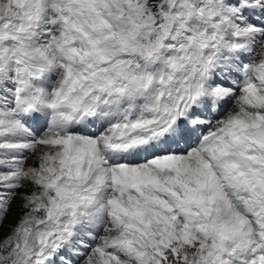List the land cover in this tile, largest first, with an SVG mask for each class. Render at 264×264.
Returning a JSON list of instances; mask_svg holds the SVG:
<instances>
[{"label": "snow or ice", "instance_id": "6c2138e0", "mask_svg": "<svg viewBox=\"0 0 264 264\" xmlns=\"http://www.w3.org/2000/svg\"><path fill=\"white\" fill-rule=\"evenodd\" d=\"M0 264H264V0H0Z\"/></svg>", "mask_w": 264, "mask_h": 264}]
</instances>
